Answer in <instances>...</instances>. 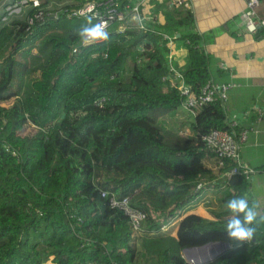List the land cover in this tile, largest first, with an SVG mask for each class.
<instances>
[{
  "label": "trees",
  "instance_id": "16d2710c",
  "mask_svg": "<svg viewBox=\"0 0 264 264\" xmlns=\"http://www.w3.org/2000/svg\"><path fill=\"white\" fill-rule=\"evenodd\" d=\"M118 1L123 10L139 2ZM155 3L163 22L152 15L141 28L127 17L90 44L77 29L91 15L55 18L46 4L44 20L30 23L39 9L28 4L0 25V264H194L185 249L228 243L226 203L249 182L229 173L231 161H219L224 208L212 218L186 211L218 180L204 164L213 156L204 135L240 129L221 101L184 122L167 119L186 96L164 35L187 44V63L175 68L193 94L213 80V60L189 5ZM27 125L34 131L22 133ZM113 196L145 214L140 229ZM177 220L176 233L163 229ZM256 241L202 264H264V225Z\"/></svg>",
  "mask_w": 264,
  "mask_h": 264
},
{
  "label": "crops",
  "instance_id": "0c3cea01",
  "mask_svg": "<svg viewBox=\"0 0 264 264\" xmlns=\"http://www.w3.org/2000/svg\"><path fill=\"white\" fill-rule=\"evenodd\" d=\"M11 1L13 0H4L3 6ZM138 1L135 5H143L141 14L147 16L145 24L150 22L153 16L161 22L165 20L162 11L157 15L153 13L154 6L157 4L156 1L169 3L170 0ZM186 1L193 9L195 26L204 38V48L212 57L213 80L235 83L225 103L226 112L231 122H237L240 131L247 130V139L241 146V159L253 167L255 172L248 179L246 195L257 200L261 205V211L264 212V115H259L260 111H264V35L262 32L252 34L246 30L243 18L246 0ZM62 2L64 0H45V4L52 8H56ZM258 13L264 16V0L261 1ZM170 47L173 63L175 59L174 64L177 66V63L183 64L188 55L186 42L182 39L177 42L174 40ZM184 111L181 106L168 118L174 122H183L179 114L189 117ZM204 164L218 179L214 182L215 186L211 187L212 206L202 204L198 198L195 203H190L186 213L212 218L215 211L224 208L223 199L227 195V187L223 183L225 176L222 177V165L219 160L208 156L204 159ZM176 231L177 227L174 233Z\"/></svg>",
  "mask_w": 264,
  "mask_h": 264
},
{
  "label": "built area",
  "instance_id": "2783aa9c",
  "mask_svg": "<svg viewBox=\"0 0 264 264\" xmlns=\"http://www.w3.org/2000/svg\"><path fill=\"white\" fill-rule=\"evenodd\" d=\"M262 0H246V9L243 14L246 30L249 33L257 34L260 29L264 30V16H260L258 8ZM186 0H170L169 6L174 5H187ZM30 4L32 7H36L39 10L37 13L29 18L30 23H34L36 20H44L45 18V0H15L12 4L4 5L0 16L1 20L8 21L14 15H20L25 12V6ZM140 4L130 6L126 10H123L118 0H92L85 5L77 8H55L49 7L47 9H54L53 16L57 18L59 11L63 10L66 15L85 16L91 15L96 19V22H102L105 29L108 32L109 27L116 21L124 22L127 17L130 20L136 21L141 28H145L144 20L147 16H143L139 8ZM125 27H122L120 31H124ZM169 40L170 45L175 40L174 36L164 35ZM89 41L87 44L100 42ZM169 63L171 70L179 79V88L181 92L186 96L185 101L182 103V107L188 115H196L198 109L206 102L221 101L224 105L228 100L230 89L235 86L233 82H216L214 80L209 81L202 89L201 93L193 94L190 86H188L183 78L182 73L175 68L173 64L172 52L169 55ZM260 116L264 115V111L259 112ZM233 126H237V122H232ZM247 139V130L242 129L239 134L235 131H228L222 129H213L211 132L204 135L203 140L209 153L213 154V157L219 161L227 160L233 163L230 170V174H242L247 179L251 174L255 172V169L245 164L241 159V146ZM106 193H104L105 195ZM111 204L115 207L123 209L130 217L133 227L138 230L141 228V224L145 219V214L139 209L134 208L130 204V198L124 197L122 199L113 196L111 198ZM169 224L164 225L163 229H168ZM190 262H193L189 260Z\"/></svg>",
  "mask_w": 264,
  "mask_h": 264
},
{
  "label": "clouds",
  "instance_id": "9594fccd",
  "mask_svg": "<svg viewBox=\"0 0 264 264\" xmlns=\"http://www.w3.org/2000/svg\"><path fill=\"white\" fill-rule=\"evenodd\" d=\"M14 1L6 5L12 4ZM2 9H4V6L0 7V11ZM77 35L84 44H87L89 41H106L109 38V33L105 29L104 24L102 22L94 23L92 17H88L87 23L77 29ZM84 115H87V113L84 112ZM226 207L231 213V218L226 224V235L229 247L242 248L245 245L250 246L254 242L258 243L256 241V234L258 228L264 225V212L261 211L260 203L255 199H250L247 195H241L229 199ZM176 223L177 221H175Z\"/></svg>",
  "mask_w": 264,
  "mask_h": 264
},
{
  "label": "water",
  "instance_id": "95a60500",
  "mask_svg": "<svg viewBox=\"0 0 264 264\" xmlns=\"http://www.w3.org/2000/svg\"><path fill=\"white\" fill-rule=\"evenodd\" d=\"M227 248H229L228 243L210 242L203 246L185 249V254L188 260L193 261L195 264H202L212 261Z\"/></svg>",
  "mask_w": 264,
  "mask_h": 264
},
{
  "label": "rangeland",
  "instance_id": "374dc122",
  "mask_svg": "<svg viewBox=\"0 0 264 264\" xmlns=\"http://www.w3.org/2000/svg\"><path fill=\"white\" fill-rule=\"evenodd\" d=\"M89 2V1H88ZM70 3V2H69ZM3 4H4V1L1 3V6H3ZM65 3L64 2H62L59 6H57L56 8H55V10H58V9H60V8H62L63 7V5H64ZM86 4V3H85ZM50 5H52V4H50ZM52 9V8H51ZM2 24H4V21H2L1 23H0V25H2ZM177 41H181V39H176V42ZM187 60H188V57H187V59H186V61L185 62H183V64H181V63H177L178 64V66L176 65V67L178 68V69H182L185 65H186V63H187ZM174 63H176V61H175V59H174ZM12 102H13V99L12 100H10V101H7V102H4L3 104L4 105H10V104H12ZM185 112V111H184ZM179 117H180V120L181 121H186V120H188L186 117H184V116H182L181 114H179ZM167 119H169L168 117H167ZM169 121H173V120H170L169 119ZM34 126L33 125H27L23 130H22V133H30V132H32V131H34ZM215 186V185H214ZM213 186V187H214ZM219 187H221V185H218ZM222 187H224V186H222ZM227 189V193H228V191H229V189L228 188H226ZM211 187L210 188H206L205 190H203L202 191V193L198 196V198H199V202H201L202 204H205V205H207V206H209V207H211L212 206V203H211V197H210V193H211ZM198 198H197V200H198ZM213 200V199H212ZM218 201V200H217ZM196 202V200H194L193 201V203H195ZM220 211V210H219ZM177 222H178V220H177ZM176 227H177V223L175 224V221H174V225L173 224H169V226H168V229L169 230H175L176 229Z\"/></svg>",
  "mask_w": 264,
  "mask_h": 264
},
{
  "label": "bare ground",
  "instance_id": "6f19581e",
  "mask_svg": "<svg viewBox=\"0 0 264 264\" xmlns=\"http://www.w3.org/2000/svg\"><path fill=\"white\" fill-rule=\"evenodd\" d=\"M53 16V15H52ZM105 41V40H104Z\"/></svg>",
  "mask_w": 264,
  "mask_h": 264
}]
</instances>
